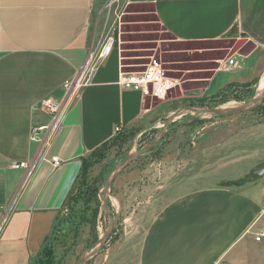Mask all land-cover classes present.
Segmentation results:
<instances>
[{"label": "crops", "instance_id": "obj_1", "mask_svg": "<svg viewBox=\"0 0 264 264\" xmlns=\"http://www.w3.org/2000/svg\"><path fill=\"white\" fill-rule=\"evenodd\" d=\"M128 6H150L158 25L180 44L229 47L245 37L237 50L226 49L233 66L226 57L216 61L204 93L215 95L255 77L254 59L264 54V0H0V209H9L0 226V264H30L61 214L83 159L117 136L115 126L121 133L146 130L179 100L152 101L122 89L120 75L128 70L113 50L48 145L31 141L32 128L51 123L41 104L61 98L64 85ZM100 21L103 31L95 36L91 25L95 31ZM20 163L29 168L12 167ZM235 180L222 178L173 199L138 242H121L102 264H247L258 247L250 236L264 216V189L256 182L222 186Z\"/></svg>", "mask_w": 264, "mask_h": 264}, {"label": "rangeland", "instance_id": "obj_2", "mask_svg": "<svg viewBox=\"0 0 264 264\" xmlns=\"http://www.w3.org/2000/svg\"><path fill=\"white\" fill-rule=\"evenodd\" d=\"M93 26L91 34L103 31L101 21L95 31ZM112 27L109 35L127 72L155 60L176 82L167 97L179 100L170 106V112H161L150 128L116 136L103 149L86 156L85 162L90 160L82 189L92 188L94 193L88 197L84 219L53 238L51 264H78L80 260L81 264H102L121 242H138L152 217L170 201L217 185L222 178L237 179L233 182L238 184L260 183L264 189V102L259 108L231 116L195 117L193 112L239 108L259 96L264 87V54L257 53L254 59L255 77L215 95L206 94L204 80L216 61L230 58L226 49L233 51L235 43L230 48L226 42L180 44L158 25L150 6L126 7ZM163 133L156 146L113 177L106 192L105 182L113 168ZM259 171L260 175L255 173ZM111 226L113 231L97 252L98 241ZM262 231L264 216L250 236L258 247L249 253L247 264H264V238L255 240ZM93 252L97 253L91 257Z\"/></svg>", "mask_w": 264, "mask_h": 264}, {"label": "built area", "instance_id": "obj_3", "mask_svg": "<svg viewBox=\"0 0 264 264\" xmlns=\"http://www.w3.org/2000/svg\"><path fill=\"white\" fill-rule=\"evenodd\" d=\"M115 40L113 36L106 37L102 46L88 53L82 68L76 73L75 77L63 87V94L59 99H47L41 107L49 114L51 123L48 126L35 127L31 129V141L40 144L42 147L47 146L51 136L59 128L63 118L69 111L72 104L77 101L81 90L89 83L94 71L114 50ZM227 65L233 66L234 60L227 59ZM119 84L124 90L140 92L143 96L150 99H165L168 93L176 86V82L166 76L165 69L157 64L155 60L141 65L137 70L132 72H122ZM122 132L121 126H115L114 134ZM54 165H58L57 160H53ZM13 168L28 169V164H13ZM0 226L5 222L9 214L8 208H1ZM1 229V228H0ZM264 238V231L260 232L255 240L260 241Z\"/></svg>", "mask_w": 264, "mask_h": 264}, {"label": "trees", "instance_id": "obj_4", "mask_svg": "<svg viewBox=\"0 0 264 264\" xmlns=\"http://www.w3.org/2000/svg\"><path fill=\"white\" fill-rule=\"evenodd\" d=\"M258 106L257 108H259ZM129 133V132H128ZM128 133L124 134H118V137H122L125 135H128ZM133 133V132H130ZM129 133V134H130ZM115 139V138H114ZM113 141V140H112ZM111 141V142H112ZM110 143V142H109ZM109 143L101 146L99 149L96 151L92 152L94 154L95 152L103 149L105 146H107ZM90 160V159H89ZM88 160V162H89ZM86 160L83 159L82 161V166H81V171L79 174L78 179L76 180L73 189L71 190L70 194L66 198L63 208L61 210V214L57 217V220L55 221L53 227L51 228L49 234L46 236L43 245L33 257L32 261L30 264H51L53 256H52V250H53V243L52 241L54 240L56 236L60 234H64L66 231L71 230V226L77 225L79 222H81L84 219L85 212H86V207L88 204V197L92 196L94 191H91L92 188H83L82 185V179L85 178V171H86V164L88 162H85ZM81 186V187H79ZM80 188V189H79ZM92 192V193H91ZM70 208L69 212L68 209ZM66 209V212L68 214L64 215V212Z\"/></svg>", "mask_w": 264, "mask_h": 264}, {"label": "water", "instance_id": "obj_5", "mask_svg": "<svg viewBox=\"0 0 264 264\" xmlns=\"http://www.w3.org/2000/svg\"><path fill=\"white\" fill-rule=\"evenodd\" d=\"M244 36H241V40L237 41L235 43V46L233 48V51L237 50L239 48V46L242 44V42L244 41ZM264 102V87L263 90L261 92V94L257 97H254L249 103L244 104L243 106L239 107V108H231V109H207V108H202V109H198V110H193L195 117L197 116H202V115H211V116H215V117H223V116H231V115H235V114H241V113H245L251 110L256 109L258 106H260L262 103ZM165 133L161 134L152 144H150L149 146L145 147L144 149L128 155L127 158H125L120 164H118L115 168H113V170L110 172L106 182H105V190L106 192H108L109 190V184L111 183L113 177L120 171L122 170L124 167H126L128 164H130L131 162H133L134 160H136L138 158L139 155L145 153L146 151L152 149L154 146H156L162 139ZM257 174H261L262 172H255ZM240 184L233 182V181H226L222 183L223 187H237ZM113 226L110 227L109 232L98 241L97 243V252L100 250L101 246L103 245V243L107 240V238L109 237V235L111 234V232L113 231L112 229ZM97 252H93V254L91 255L94 256ZM85 260L88 259L84 258ZM82 260H80V262L78 264H81Z\"/></svg>", "mask_w": 264, "mask_h": 264}, {"label": "bare ground", "instance_id": "obj_6", "mask_svg": "<svg viewBox=\"0 0 264 264\" xmlns=\"http://www.w3.org/2000/svg\"><path fill=\"white\" fill-rule=\"evenodd\" d=\"M260 91V90H259Z\"/></svg>", "mask_w": 264, "mask_h": 264}]
</instances>
